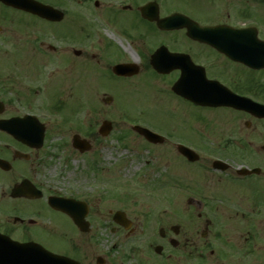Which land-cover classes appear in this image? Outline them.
Masks as SVG:
<instances>
[{
  "label": "flooded vegetation",
  "instance_id": "flooded-vegetation-1",
  "mask_svg": "<svg viewBox=\"0 0 264 264\" xmlns=\"http://www.w3.org/2000/svg\"><path fill=\"white\" fill-rule=\"evenodd\" d=\"M34 1L52 13L30 0H0V264H22L26 243L79 264H264V115L230 103L235 94L264 105V0ZM42 84L81 110L114 108L125 125L163 136L152 143L139 134L181 168L193 166L176 185L193 183L186 203L196 218L147 233L127 214L126 229L117 210L105 213L107 199H120L116 190L47 188L42 148L26 141L39 123L47 138L51 124L23 120L40 114ZM159 106L179 116L165 132L146 123ZM75 135L94 145L99 134L88 127ZM51 197L66 201L51 205ZM219 207L241 216L242 247Z\"/></svg>",
  "mask_w": 264,
  "mask_h": 264
},
{
  "label": "rangeland",
  "instance_id": "rangeland-1",
  "mask_svg": "<svg viewBox=\"0 0 264 264\" xmlns=\"http://www.w3.org/2000/svg\"><path fill=\"white\" fill-rule=\"evenodd\" d=\"M13 49L10 48V53ZM21 49L23 54L35 53L32 47H21ZM37 89L40 92L35 97L38 102L37 108L40 109L36 111L40 112L43 121L51 124L40 153V179L47 188L56 187L60 191L67 188L74 190L99 188L106 192L116 190L120 194V199L118 201L107 199L104 203L105 213L108 215L110 211L126 210L128 216L135 223L143 225L147 233L152 230L157 231L165 224L188 223L189 215L196 218V210L186 205V199L192 194L193 183L184 178L185 188L180 184L179 189L176 185L177 182H181L177 178L184 172L191 173L193 166L181 168V160L175 155H164L163 146H151L131 126L125 125L119 119V113L114 108L101 111L81 110L75 103H70L71 95L65 91H56L51 85L46 87L45 84ZM60 102L61 110H56ZM160 106L151 109L146 116V123L165 132L173 121L178 123L179 116ZM129 112L133 113V111ZM103 120L113 122L114 130L111 136L101 138L97 135L93 147L95 153L79 154L72 147V135L84 133L88 127L90 131L96 132ZM122 136L125 138L119 139ZM94 164L95 168L92 167ZM165 175L170 182L168 186H164ZM219 209L229 216L221 224L231 228L235 246L242 247L244 222L241 216L232 212L236 208L230 210L228 207H219ZM242 212L251 216L259 215L258 210L248 211L245 206H242ZM212 213L211 207H206L203 211L209 219ZM261 214L264 215V211ZM204 226L202 220L201 231L204 230ZM203 253L206 254L204 262L209 263V249Z\"/></svg>",
  "mask_w": 264,
  "mask_h": 264
},
{
  "label": "water",
  "instance_id": "water-1",
  "mask_svg": "<svg viewBox=\"0 0 264 264\" xmlns=\"http://www.w3.org/2000/svg\"><path fill=\"white\" fill-rule=\"evenodd\" d=\"M254 106L255 105H252V103L249 105L250 109H253ZM111 128H112L111 123L105 122L100 131L102 134L106 135L107 133L110 132ZM137 129L140 133L144 134L146 138L149 139L150 141L155 143L159 142L155 139V137H157L156 134L151 133L149 130L145 128L138 127ZM43 140H44V130L42 129L41 136L38 139V143H34L33 145L41 146L43 144ZM74 146L78 148L81 152L87 151L91 147L89 143H87L86 141H81L77 137H75L74 139ZM119 214L120 213H118L117 215ZM118 221L119 223H124V220H122L121 218H119ZM55 257H57V264H65L67 261L66 258L60 256H55Z\"/></svg>",
  "mask_w": 264,
  "mask_h": 264
}]
</instances>
